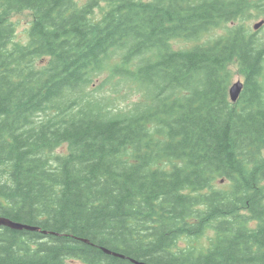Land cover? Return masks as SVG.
Listing matches in <instances>:
<instances>
[{
  "label": "trees",
  "instance_id": "1",
  "mask_svg": "<svg viewBox=\"0 0 264 264\" xmlns=\"http://www.w3.org/2000/svg\"><path fill=\"white\" fill-rule=\"evenodd\" d=\"M255 13L264 0H0V220L29 228L0 225V264H264Z\"/></svg>",
  "mask_w": 264,
  "mask_h": 264
},
{
  "label": "rangeland",
  "instance_id": "2",
  "mask_svg": "<svg viewBox=\"0 0 264 264\" xmlns=\"http://www.w3.org/2000/svg\"><path fill=\"white\" fill-rule=\"evenodd\" d=\"M79 6L85 5L89 0H76ZM100 1V0H99ZM103 6L105 5V3H102ZM101 4V5H102ZM259 13H255L253 15V19L247 21L245 23V27L250 31V32H256L257 34L262 35L264 33V21L260 19ZM95 17L99 18L100 16V10L96 9L95 10ZM259 17V18H258ZM13 23V25L15 26V36H14V42L17 43H26L28 41L27 38V32L28 29L30 27L31 24V20H32V16L31 13L28 11H24L21 13H16L14 15H12L11 19H10ZM261 24V28L259 30H254V26L256 24ZM224 33V29L223 28H219L216 30H212L209 33L203 35L200 38V42L201 43H205L207 42L211 37L216 36V35H223ZM192 44V43H191ZM191 44L189 43H184V42H175L174 43V47L177 49L180 48H188L191 46ZM231 74H232V83H236L237 81H241V78L238 75V71H237V67L235 65L231 66ZM102 77H100L101 79ZM99 84V81L96 82V85ZM106 91L108 92V94L111 93L112 89H106ZM127 89H123L122 92L119 95H127ZM132 99H136V97L132 98ZM122 104V103H120ZM66 147H63L59 150H57L58 153H62L63 151L66 152ZM213 236L211 231H207L203 236L199 237L197 240H181L179 241L178 245L180 246V248L182 247H194L197 250H203L205 249V247H207L209 245L208 240Z\"/></svg>",
  "mask_w": 264,
  "mask_h": 264
},
{
  "label": "water",
  "instance_id": "3",
  "mask_svg": "<svg viewBox=\"0 0 264 264\" xmlns=\"http://www.w3.org/2000/svg\"><path fill=\"white\" fill-rule=\"evenodd\" d=\"M259 25H255V28L257 29ZM241 90V84L238 83V84H235L234 86H232V88L230 89V97H231V100L234 102L236 101L238 95H239V92ZM0 225H5V226H9L13 229H29L28 227L26 226H23V225H20V224H13V223H10L8 221H4V220H0Z\"/></svg>",
  "mask_w": 264,
  "mask_h": 264
}]
</instances>
